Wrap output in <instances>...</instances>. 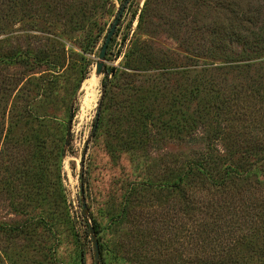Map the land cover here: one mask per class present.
I'll list each match as a JSON object with an SVG mask.
<instances>
[{
    "label": "rangeland",
    "instance_id": "obj_1",
    "mask_svg": "<svg viewBox=\"0 0 264 264\" xmlns=\"http://www.w3.org/2000/svg\"><path fill=\"white\" fill-rule=\"evenodd\" d=\"M179 1L178 4L175 0H150L146 4V0H130L114 33L111 54L105 58L102 73L97 74L96 64L106 35L125 0H6V4L0 0V51L32 50L44 59V64L46 59L52 61V66L40 64L33 70L24 65L0 66V86L6 83L12 88V94H7V114L0 108V121L8 120V116L11 120V102L21 86L33 88L27 82L36 84V79L52 71L64 72L58 84L67 106L61 163L56 150L45 158L46 151L36 136L45 129L41 122L34 121L30 126L23 120L22 126L10 132L9 120L5 121L0 135V264H80L77 233L86 228L85 217L81 216L84 203L89 224L93 226L92 217L96 216L107 228V264H184L189 251H193L190 241L217 239L227 229L239 228L234 223L241 222L242 216L250 221L249 227L259 232L254 245L260 247L264 243V184L257 183L258 176L236 179L220 189L203 186L189 192L184 186L179 189L168 184L183 164L200 156L205 143L196 139V133L203 132L199 122L176 135L171 134L168 122L164 128L160 125L167 120L171 125L176 120L182 122L186 117L183 110L188 115L198 110L197 100L187 102L192 91L198 101L204 97L199 76L192 70L197 66L193 64L221 63L211 54L215 52L210 44L211 26L219 29L225 19L246 27L257 22L259 28H264V0ZM224 2L234 6V10L222 7ZM94 22L98 24L95 26ZM97 26L102 29L100 37L94 49L88 51V30H97ZM127 33L128 40L123 43ZM130 48L142 52V57L126 67L122 65L123 53ZM204 56L208 58L202 59ZM147 57L153 63L145 62ZM256 60L250 61L262 62L259 73L264 74V58ZM45 68L50 70L44 71ZM112 68L127 69L134 79L123 76L122 81L115 80L120 83L114 87L115 99L106 115L116 118L121 109L131 129L140 121L136 114L144 109L148 114L149 143L125 148L117 143L110 147L108 138L98 144L91 140L84 153L103 95V79ZM255 69L252 66L219 79L228 92H240L243 101L252 105L246 124L254 129V136L249 146L231 136L230 149L259 147L264 139V133L258 131L263 129L259 121L264 123V110L258 111L262 103L257 105L250 97L254 95L250 88L260 80ZM156 70L166 73L155 81L158 86L143 83L138 76ZM92 76L100 80L99 95L86 105V80ZM140 86L149 91L137 92ZM31 92L35 97L37 88ZM40 95L38 110L55 114L58 105L53 103L54 97L40 101ZM126 98L133 103H124ZM28 99L24 96L21 105ZM122 103L125 107L120 106ZM10 137L13 140L9 144ZM14 140L18 143L13 144ZM215 142L219 147L224 144ZM48 146L52 148L53 144ZM257 158L252 156L250 160ZM206 212L212 213V217H207ZM117 214L119 218L114 217ZM15 226L20 229H14ZM89 234L85 240L87 264H96L93 235ZM231 235L228 232L227 236ZM196 255L199 253H191Z\"/></svg>",
    "mask_w": 264,
    "mask_h": 264
},
{
    "label": "trees",
    "instance_id": "obj_2",
    "mask_svg": "<svg viewBox=\"0 0 264 264\" xmlns=\"http://www.w3.org/2000/svg\"><path fill=\"white\" fill-rule=\"evenodd\" d=\"M1 1L4 3H0L6 4V0ZM177 1L178 0H175L176 3H181L180 1ZM149 2L150 0H146V4ZM22 4L25 5V3ZM221 6L225 9L233 8L234 10V6H230L227 2L222 3ZM145 10L146 9H143V13ZM223 23L225 25L223 24L219 29L211 26L213 28V36L211 40L212 43H210L212 44L211 47L215 50V52H212L211 54L218 57V61L221 63L217 64V61H203L197 65L193 64L197 66V69L193 68L192 70L196 72V76H199L198 83L200 81L202 83V93L204 94V97L203 100L198 101V98L193 95L192 91V98L188 101L186 99V101L192 102L197 100V104L198 102L200 103L198 110L194 112V115H188L183 110V116L185 115L186 117H183L182 122L176 120L175 124L171 125V121L167 120L163 124L162 122L160 124L161 127L164 128V124L168 122L167 124L171 134L174 133L176 135L185 131L187 127L191 128L195 123H201L200 126L202 127L203 132L200 135L196 133V139H200L205 143L204 149L201 151L200 156L198 155L190 158L185 164H183L179 169L180 171H178L175 176H172L171 180L168 182V184L179 189L184 186L188 192L203 186L220 189L227 186L229 183L234 182L236 179L248 180L254 175L258 176L257 183L263 182L264 184V139L261 141L259 147H250V149L246 148L242 151L229 148V138L231 136H234L237 141H242L246 146H249L250 138L254 136V129H251L250 125L246 124V122L250 120L249 117L251 114L249 108L252 107L251 102H244L240 92H228L226 86L219 82V79L222 76H226L231 72H237L238 74L240 71L243 72L244 69H250L252 66L254 68L256 67L255 70L258 72L260 80L258 81L259 83H255V85L250 88V91L254 94L250 97L256 101L257 105L258 102L260 106L262 103V107L258 109L259 112L261 109L264 110V74L259 73V68H261L262 62L255 63L250 61L254 59H258L256 61H262L264 58V28H259L257 22L253 26L249 24L247 27L239 24L235 25L233 22H225V19ZM97 24L98 23L94 22L95 26ZM98 28L99 29L97 30H88L87 38H89V40L86 46L88 51L94 49L97 39L100 37L102 29L101 27ZM115 34L108 46L106 58L111 54L112 45L116 38ZM128 37L129 33L125 34L123 37V43L128 40ZM119 53H121V51ZM141 57L142 52L135 50V48H130L123 53L122 65L131 67L129 66L132 63L131 61L140 60ZM207 58V56L202 57V59ZM145 62L151 63L152 60L147 57ZM40 64L52 66V61L46 59L44 64V59H41V56L35 54L32 50L15 49L13 51H0V66L2 67L24 65L29 67L30 70H33L36 69L34 66ZM56 68L57 67H55V69ZM49 70L50 68H45L44 71ZM113 70L114 68H112L110 73L106 74L103 79V95L98 109L99 116H95L90 138L84 147V153H87L91 140L98 144L100 143L99 140L108 138L110 147H115V144L117 143L125 148H132L133 145L137 144L144 143V145H146L149 143L148 136L150 135V131L148 124L146 123V115L148 116V114L144 109L141 110L139 114H136L137 119L139 118L140 121L134 126L132 125L131 129L128 128L130 126L126 124V113L122 114L120 112L121 109H119L116 118H113L112 116L107 117L106 115L111 102L115 99L114 87L120 83L115 82V80L122 81L121 79L123 76H130L134 79V75L126 71L127 69ZM63 74L64 72L56 73L52 71L47 75L36 79L38 81L36 84H34L33 81L30 84L27 82L28 86L34 85L33 88H25L21 86L19 92L13 98L14 101L12 100L11 102L12 106L10 112H13L12 118L10 120V117L8 116L9 121L6 119L8 121V131L10 132H13L16 126H20L23 120H25L26 125L30 126L34 121L37 123L41 122V125L44 126L45 129L42 130L43 133H37L36 136L39 139L42 148L46 151L45 158H50L52 151L56 150L59 163L62 161L64 146L66 144L65 127L67 125V122L64 119V117H66V101L62 94V87L58 84ZM163 75L165 76L166 73L156 70L148 75L143 74L138 76L143 78V83L152 82L155 86H158L159 83H155V81ZM84 78L85 77H83V79ZM7 85L8 84L5 83L0 86V94H5L0 95V108L2 113H5L4 115L7 114L6 110L8 102L10 101L7 94H10L12 91V88ZM35 87L37 88L36 96L32 97L31 90ZM144 87H141L140 89L137 87V92L139 90L149 91V88L144 89ZM20 91L24 92L20 93ZM39 94H41L40 101L43 97H54L53 103L56 102L58 105L56 110L54 108L55 114L41 113L38 110L40 103L37 101V98L39 97ZM24 96H27L29 99L26 101V104L22 106L20 102L23 100ZM136 96L139 97L138 95ZM125 102L133 103V101L128 98L125 99L124 103ZM124 103L120 104V106L125 107ZM180 106H182V104L178 106V109H180ZM185 106L190 108L187 104H185ZM144 117L146 118L145 120H143ZM6 120L0 121V135H2L6 127L4 125L6 124ZM259 122L262 124L260 125L263 126V129L258 131L264 133V123H262V120ZM142 135L146 137L145 140V137ZM12 140L13 138H8V143L10 144ZM217 140L222 141L224 144L219 143L220 147L218 144L215 145V141ZM17 143V140L13 141V144ZM50 144H53L52 148L48 146ZM129 145L130 147H128ZM251 149H253V151ZM244 152H246V154ZM252 156H258V158L251 161L250 159ZM227 201L228 200H226V202ZM188 204L191 205L190 201H188ZM205 215L208 217L209 213L206 212ZM81 216L85 217L86 228L84 232L77 233V239L80 244L79 260L80 264H87L85 240L90 236V224L84 214V210H82ZM209 216L212 217V213ZM114 217L119 218V214ZM241 218V222L238 221V223H234L239 227L237 228L238 230L236 228H231L230 230L227 229L224 235L217 239H213V237L209 236V240L208 237H204L198 238L197 241H190L193 251H189L190 254L188 260L184 264H238L243 261L246 262L247 259L249 260L245 264H251L254 261H264V243L260 247H257L253 243L256 237L255 234L259 232H256L255 229L248 226L250 221L248 222L247 217L242 216ZM92 221L99 240L100 264H107L105 252L106 242L104 239V234L107 228L106 226H102L96 216L92 217ZM232 222H235L233 218ZM254 223H251V225L255 227ZM240 227L243 228L241 229ZM14 229L19 230L20 226H15ZM228 232L232 233V235L227 236ZM243 246L245 248L247 247V252L244 250ZM202 249H204L203 251L205 254L201 251ZM208 250H210V252H208ZM194 252L199 253V256H191V253ZM200 252L202 253V256Z\"/></svg>",
    "mask_w": 264,
    "mask_h": 264
},
{
    "label": "water",
    "instance_id": "obj_3",
    "mask_svg": "<svg viewBox=\"0 0 264 264\" xmlns=\"http://www.w3.org/2000/svg\"><path fill=\"white\" fill-rule=\"evenodd\" d=\"M130 0H125V2L123 3V5L121 6L110 30L108 31V34L106 36V39L104 41V44L102 46L101 52H100V56H99V61L97 62L96 66V72L97 74H101L102 73V69L104 67L105 64V58H106V54H107V50H108V46L110 44V41L117 29V26L121 20V17L123 15V12L126 9V6L128 5ZM114 71V70H113ZM97 117L99 116V113L97 112ZM84 210L85 212H87V206L86 203L83 204ZM90 233L93 235V241H94V258H95V262L96 264H100V246H99V240L98 237L96 235L95 229L94 227L90 224Z\"/></svg>",
    "mask_w": 264,
    "mask_h": 264
},
{
    "label": "bare ground",
    "instance_id": "obj_4",
    "mask_svg": "<svg viewBox=\"0 0 264 264\" xmlns=\"http://www.w3.org/2000/svg\"><path fill=\"white\" fill-rule=\"evenodd\" d=\"M86 97H85V103L86 105H90L93 101H96L99 95L98 87L100 86V80L98 77H89L86 80Z\"/></svg>",
    "mask_w": 264,
    "mask_h": 264
}]
</instances>
